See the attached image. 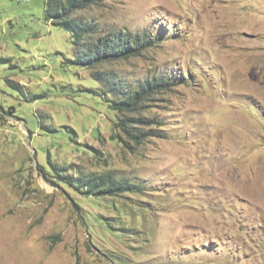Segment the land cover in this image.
<instances>
[{
    "label": "rangeland",
    "instance_id": "374dc122",
    "mask_svg": "<svg viewBox=\"0 0 264 264\" xmlns=\"http://www.w3.org/2000/svg\"><path fill=\"white\" fill-rule=\"evenodd\" d=\"M45 1L0 0V264H264V0H98L153 42L90 68ZM105 173L135 187L75 181Z\"/></svg>",
    "mask_w": 264,
    "mask_h": 264
},
{
    "label": "trees",
    "instance_id": "16d2710c",
    "mask_svg": "<svg viewBox=\"0 0 264 264\" xmlns=\"http://www.w3.org/2000/svg\"><path fill=\"white\" fill-rule=\"evenodd\" d=\"M98 0H46L45 11L51 24L67 30L71 35V42L75 47L76 57L71 60L77 65L90 68L93 65L116 59H124L137 55L141 50L151 45L153 40L144 32L132 34L129 31H110L98 33L97 25L80 16V12L87 6L97 3ZM103 80L110 82L107 77ZM168 78L163 75L146 78L133 85L134 88L122 91L121 99L114 103L115 109L134 111L144 103L152 94L165 90L169 85ZM120 85V84H119ZM17 86V85H16ZM127 121H131L128 119ZM126 120L119 123L129 135L131 132ZM139 124L149 122L143 118ZM137 138V135H133ZM77 185L89 188L94 194H111L131 190L134 184L124 180L115 179L112 174L84 175L75 179Z\"/></svg>",
    "mask_w": 264,
    "mask_h": 264
},
{
    "label": "bare ground",
    "instance_id": "6f19581e",
    "mask_svg": "<svg viewBox=\"0 0 264 264\" xmlns=\"http://www.w3.org/2000/svg\"><path fill=\"white\" fill-rule=\"evenodd\" d=\"M264 178V177H263Z\"/></svg>",
    "mask_w": 264,
    "mask_h": 264
}]
</instances>
